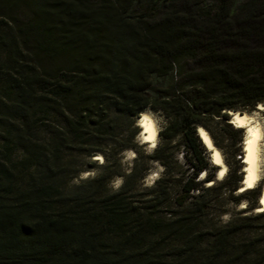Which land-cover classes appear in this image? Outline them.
<instances>
[{
	"label": "trees",
	"instance_id": "trees-1",
	"mask_svg": "<svg viewBox=\"0 0 264 264\" xmlns=\"http://www.w3.org/2000/svg\"><path fill=\"white\" fill-rule=\"evenodd\" d=\"M10 1L35 19L38 50L67 67L46 74L26 64L0 21V264H264V242L249 237L263 213L206 222L214 207L206 193L225 189L247 213L258 209L261 186L234 196L243 167L218 180L197 133L210 134L205 122L214 119L231 128L229 112L264 106V0H173L141 25L125 16L131 0H45L42 11ZM114 33L117 43L107 35ZM147 111L169 120L160 136H180L194 161L173 202L162 181L135 202V168L116 193L102 187L118 176L121 153L135 149ZM121 132L127 136L118 139ZM159 153L154 159L168 167ZM93 154L103 156L106 178L73 185L93 168Z\"/></svg>",
	"mask_w": 264,
	"mask_h": 264
},
{
	"label": "rangeland",
	"instance_id": "rangeland-1",
	"mask_svg": "<svg viewBox=\"0 0 264 264\" xmlns=\"http://www.w3.org/2000/svg\"><path fill=\"white\" fill-rule=\"evenodd\" d=\"M35 3L34 8L42 11L45 0H29ZM88 2L89 4H95L97 0H80ZM173 0H131L128 6L125 7L127 10L125 16L128 17L131 24L141 25V19L153 20L156 19L164 10V8L170 4ZM215 0H195V2L201 3V7L210 6ZM245 0H236V6L240 5ZM0 21L3 27L10 28L15 34L18 41L19 49L22 52L23 60L26 64H34L39 67L42 72L46 74H53L58 69L67 67L65 61L60 57H53L40 52L37 48V44L40 41V33L37 29L35 19L30 14L29 10L21 3L15 1H0ZM75 38H80L78 41L80 45L86 42L84 33L74 34ZM113 39L114 43H117L121 36L118 33L107 34ZM74 38V37H73ZM124 39V37H122ZM116 47V46H115ZM67 55L70 59L75 57L76 51L69 44L66 48ZM188 64V63H182ZM159 79L154 78V82H158ZM163 84L166 82L162 81ZM264 107V106H263ZM150 112V113H149ZM264 109L258 110V107L251 113L245 111L241 113L253 114L256 121L260 124L263 129V139L260 143V153L262 158V164L260 167L259 181L257 186H263L264 183ZM152 114L151 117L155 120L158 129V139L155 147L145 145L139 138V135L135 139L136 147L134 150H126L119 156V167L118 176L112 177L110 180H103V188L108 193H116L122 185L123 176L127 175L133 168L136 172H140L141 180L137 181L134 191L132 192L135 202H140L149 195V191L157 186L158 181L161 182V186L166 185L168 192L170 193V199L173 202L179 199L182 193L183 184L192 177L193 172L190 168L192 161L191 155L187 152L181 142L180 136L176 137L172 141L165 140L160 133L165 130L169 120L162 113H154L147 111ZM239 113V112H238ZM257 117V118H256ZM258 119V120H257ZM260 121V122H259ZM207 129L209 130L210 138L217 144V150L221 154L224 165L226 167L225 179H234L235 176H239V173L235 172L242 168L243 161L240 160V155L245 157L243 140H245V130H237L230 123L231 128L223 127L218 119L209 120L205 122ZM136 126V124H135ZM140 131V129L137 127ZM128 132H121L118 135V139L127 136ZM243 141V142H242ZM214 145V144H213ZM221 148V149H220ZM160 151V155L164 156L168 161V167H163L160 162L154 159L156 152ZM210 154V153H208ZM99 159L95 161L93 157ZM91 161L95 162L92 169H86L84 167L83 173L75 179L72 184L78 185L82 181H89L98 177L106 178V174L103 171L105 161L103 156L100 154H93L90 158ZM229 166V167H228ZM241 172V170H240ZM242 174V172H241ZM205 175H200L197 180L202 181ZM105 185V186H104ZM243 185V184H242ZM209 187L207 184H202L201 188L205 189ZM239 192V191H238ZM234 194L238 196L239 193ZM219 195L213 196L212 192L206 193V199L211 201L214 207L208 211L206 222L211 225H227L231 221L239 222L240 218L258 216L255 211L247 212L244 211L246 206L245 201H233L231 195L225 189H219L217 191ZM194 195L196 193H193ZM251 205V204H250ZM259 207V202L257 208ZM163 218H171L170 214H163ZM161 217V218H162ZM173 218V216H172ZM250 238H257L259 241L264 242V213L258 221L254 223V232L249 234Z\"/></svg>",
	"mask_w": 264,
	"mask_h": 264
},
{
	"label": "bare ground",
	"instance_id": "bare-ground-1",
	"mask_svg": "<svg viewBox=\"0 0 264 264\" xmlns=\"http://www.w3.org/2000/svg\"><path fill=\"white\" fill-rule=\"evenodd\" d=\"M264 107L259 105L258 110H263ZM150 113V112H149ZM144 112L137 121V126L141 129V134L139 136L140 140L150 147H155L157 143L158 129L155 120L151 117L152 114ZM231 116V124L237 130H245L246 137L243 142L245 157L243 162L244 181L243 185L238 192L239 194L252 190L255 188L259 181V175L261 171L260 167L262 164V156L260 153V143H262L263 132L260 124L256 121L253 114L247 113H232L229 112ZM257 118V117H256ZM258 120V119H257ZM260 122V121H259ZM198 136L202 140L204 146L207 148L208 152L211 154V160L214 166L219 169L218 180L225 177L226 167L224 165L221 154L213 145V142L209 134L201 127L198 128ZM99 155H96L97 157ZM99 161V159H94ZM212 184H208L210 186ZM257 214L264 213V183L261 190V195L259 197V207L256 210Z\"/></svg>",
	"mask_w": 264,
	"mask_h": 264
}]
</instances>
